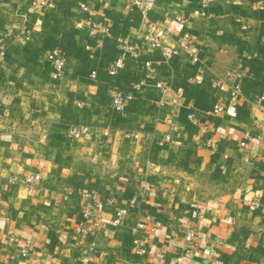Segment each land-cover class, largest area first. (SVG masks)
Segmentation results:
<instances>
[{
	"label": "crops",
	"instance_id": "crops-1",
	"mask_svg": "<svg viewBox=\"0 0 264 264\" xmlns=\"http://www.w3.org/2000/svg\"><path fill=\"white\" fill-rule=\"evenodd\" d=\"M37 1L0 0V264H264V0ZM84 192L104 201L86 235Z\"/></svg>",
	"mask_w": 264,
	"mask_h": 264
},
{
	"label": "built area",
	"instance_id": "built-area-1",
	"mask_svg": "<svg viewBox=\"0 0 264 264\" xmlns=\"http://www.w3.org/2000/svg\"><path fill=\"white\" fill-rule=\"evenodd\" d=\"M156 0H128V2L134 6H136L138 8V10L140 11V14L142 17H145V15L154 7ZM45 3V0H38L37 4L38 5H42ZM79 25V24H77ZM106 29V28H104ZM159 35H160V31L159 29H152L151 31H149L145 36H144V40L145 42L153 48H157L160 49L163 54H165L166 56L171 55L174 50L173 49H169L166 47H163L159 41ZM184 37H186V34L184 35ZM128 51L132 52V53H138L139 50L134 46V45H128L127 46ZM189 53L192 55V59L193 61H198V57L197 55L192 52L190 50V48H188ZM2 53V51L0 52ZM49 59L53 64V75L54 76H58L61 74V71L64 67V61L63 58L59 55V53H57L55 50L51 51L49 54ZM122 65L120 59H117L114 61L113 66L111 67V69L109 70V73L113 74L115 73V71L120 68ZM203 80V75L202 73H198L195 75V82L200 83ZM145 84L144 80H140L136 83H134V87H138L140 85ZM154 86L156 88L161 89L162 88V84L160 83V81L155 82ZM237 85H235L231 91H230V95L228 96V98L223 102V103H216L213 105L212 107V112L214 113H219L225 110V108L227 106H231L233 104H235L236 101V95H237ZM110 102H111V106L115 111H120L123 107L124 101L126 98H129L131 95L130 94H125L123 95L120 91L118 90H113L110 93ZM264 96H261V99H263ZM68 133L70 136L72 137H80L84 134L88 133V127L86 125H73L72 127H70V129L68 130ZM104 134H108L107 131H104ZM125 136H131L134 138L138 137V133H132V134H127ZM251 139V135L249 133V131H244L241 135V139L239 141V147L243 148L247 145L248 141ZM166 140H168V137H166ZM163 142V141H161ZM161 144V143H160ZM41 178V175L39 173H30L24 176V181L28 184H33L35 183L38 179ZM16 180L15 176H12L8 179L9 182H14ZM84 195L87 196L90 199L89 204L82 210V219L80 222H78L75 226V231L79 234L82 235H86L89 234L93 229L99 228V227H104L103 223L100 220V217L98 216L99 213L101 212L103 205H104V201L102 199H100L97 195L88 193V192H84ZM111 199H107L106 201L110 202ZM105 201V202H106ZM256 204H251L250 208H255ZM124 210H118L114 217H113V221L115 223H120L122 220V217L124 215ZM144 224L142 222H138L137 223V227H142ZM191 235L192 233L189 231L186 238L188 240L191 239ZM135 243H137V253H144L145 251V246H144V241H140V240H134ZM28 251V243L26 242L25 245L22 247L21 249V253L23 255H26ZM201 264H209V263H201Z\"/></svg>",
	"mask_w": 264,
	"mask_h": 264
}]
</instances>
